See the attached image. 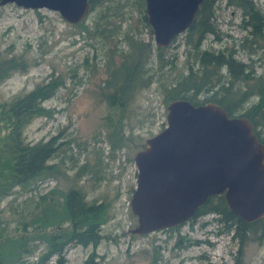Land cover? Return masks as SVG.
Returning <instances> with one entry per match:
<instances>
[{
	"label": "trees",
	"instance_id": "1",
	"mask_svg": "<svg viewBox=\"0 0 264 264\" xmlns=\"http://www.w3.org/2000/svg\"><path fill=\"white\" fill-rule=\"evenodd\" d=\"M118 1L90 0L92 10L102 7L93 27L85 19L73 23L78 28L76 32L95 40L90 43L96 50L97 43L108 46L101 56L103 72L107 74L101 93L115 110V114L109 111L105 123L112 154L133 141L132 134L125 132L124 117L137 89L149 86L154 80L158 81L157 87L167 106L177 98H186L195 104L217 103L231 116L248 117L264 142V10L256 1L225 0L227 5L241 10V27L246 35L232 46L215 49L205 47L204 42L209 35L217 41L223 39L216 22V9L221 0H203L184 32L187 57L183 67L178 64L179 54L169 51L172 42L158 46L153 40L144 39L134 27L124 31L120 28L116 33L110 17L119 15L115 9ZM138 5L142 12L141 24L152 33L146 0H139ZM240 50L247 52L248 60L237 56ZM93 58L90 61L87 57L85 63L98 69L97 52ZM258 65L263 67L260 72ZM31 66L25 54L0 47V85L16 72H28ZM64 82L61 75L52 74L32 89L0 101V205L5 198L15 193L25 194L38 181L61 172L59 163L53 161L60 151L57 136L32 142L27 140L25 129L36 117L52 114L45 102ZM136 144L139 150L146 142ZM72 178L67 186L56 185L40 196L25 198L21 208L11 202V218L0 206V264H27L28 258L38 252V263L57 255V264H64L69 244L94 247L99 244L111 203L107 198H89L77 176ZM210 212L238 240L234 264H242L245 246L252 240H264V216L253 221L243 219L231 209L225 194L220 193L209 196L189 220L194 222ZM182 242L181 236L177 245ZM83 264L104 263L93 250Z\"/></svg>",
	"mask_w": 264,
	"mask_h": 264
},
{
	"label": "rangeland",
	"instance_id": "2",
	"mask_svg": "<svg viewBox=\"0 0 264 264\" xmlns=\"http://www.w3.org/2000/svg\"><path fill=\"white\" fill-rule=\"evenodd\" d=\"M138 1L115 2L119 15L110 17L115 31L134 27L140 30L144 39L155 43L154 32L141 24ZM254 1L264 10V0ZM101 9V6L90 9L85 17L91 27ZM216 15L223 39L217 41L209 35L205 47L232 46L246 35V30L241 27L239 8L221 0ZM77 29L57 10L26 8L15 3L0 6V47L25 54L32 64L28 72H16L0 85V101L32 89L52 74L65 78L64 84L45 102L52 114L36 117L25 129L27 140L32 142L57 136L60 151L53 161L59 163L61 172L38 181L25 194L15 193L5 198L0 205L5 208V214L10 218L13 216L11 202L21 208L25 198L40 196L56 185L67 186L76 175L89 198H107L111 204L108 220L102 224L104 236L99 244L96 247L69 244L64 264H83L93 250L104 264H234L238 240L233 238V232L225 231L224 224L212 212L199 216L194 222L187 220L174 230L162 228L145 234L132 231L138 225L131 207L138 174L134 160L138 151L136 143L146 142L167 125L168 106L157 87L158 81L137 89L124 117L125 132L132 134L133 141L112 154L105 125L106 116L112 109L101 93V85L107 77L101 56L108 46L97 43L96 50L90 43L95 40L76 32ZM170 45L169 51L179 54L178 64L183 67L187 57L184 32ZM96 52L98 69L85 63L87 57L94 61ZM237 56L249 59L244 50ZM262 68L257 66L259 72ZM112 112L115 114V110ZM181 236L183 242L177 245ZM38 253L28 258L27 264H57V255L38 263ZM263 262L264 240L250 241L244 248L242 264Z\"/></svg>",
	"mask_w": 264,
	"mask_h": 264
},
{
	"label": "water",
	"instance_id": "3",
	"mask_svg": "<svg viewBox=\"0 0 264 264\" xmlns=\"http://www.w3.org/2000/svg\"><path fill=\"white\" fill-rule=\"evenodd\" d=\"M203 0H146L155 43L168 46L193 22ZM26 8L57 10L70 23L85 19L90 0H0ZM167 125L136 151L137 183L131 207L138 234L189 220L209 196L224 193L245 220L264 216V142L246 116L214 102L177 98ZM261 264H264L261 263Z\"/></svg>",
	"mask_w": 264,
	"mask_h": 264
},
{
	"label": "bare ground",
	"instance_id": "4",
	"mask_svg": "<svg viewBox=\"0 0 264 264\" xmlns=\"http://www.w3.org/2000/svg\"><path fill=\"white\" fill-rule=\"evenodd\" d=\"M90 15V14H89ZM86 20V19H85ZM101 34H103V33H101ZM100 35V34H99ZM123 40V39H122ZM124 41V40H123ZM207 42V41H206ZM104 58V57H103ZM153 84V83H152ZM11 199V198H10ZM136 235V234H135ZM91 247V246H90ZM41 248V247H40ZM39 249V248H38ZM42 250V249H41ZM34 256V255H33ZM32 257V256H31ZM36 264V263H35Z\"/></svg>",
	"mask_w": 264,
	"mask_h": 264
}]
</instances>
